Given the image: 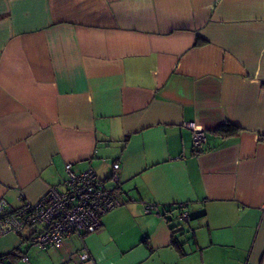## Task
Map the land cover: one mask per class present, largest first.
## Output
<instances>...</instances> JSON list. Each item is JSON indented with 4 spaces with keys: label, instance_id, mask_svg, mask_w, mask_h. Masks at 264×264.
Here are the masks:
<instances>
[{
    "label": "crops",
    "instance_id": "1",
    "mask_svg": "<svg viewBox=\"0 0 264 264\" xmlns=\"http://www.w3.org/2000/svg\"><path fill=\"white\" fill-rule=\"evenodd\" d=\"M67 162L110 189L118 163L122 204L45 249L0 236V264H264V0H0V199Z\"/></svg>",
    "mask_w": 264,
    "mask_h": 264
},
{
    "label": "built area",
    "instance_id": "2",
    "mask_svg": "<svg viewBox=\"0 0 264 264\" xmlns=\"http://www.w3.org/2000/svg\"><path fill=\"white\" fill-rule=\"evenodd\" d=\"M192 129L193 151L202 150L206 135L192 123H186ZM111 180L114 189L106 186L91 169L75 172L72 163L64 165L66 176L60 187L51 186L36 201H23L19 206H12L6 199H0V236L20 233L25 228L40 226L27 237L28 242L40 249L60 245L73 234H88L101 227V217L107 211L122 204L120 191L117 190L120 178L117 174L119 164H112ZM184 203H178V218L188 221L189 216ZM145 212L154 210L153 203H146ZM158 215H160L158 213ZM87 253L81 255L82 259ZM27 260V257H23Z\"/></svg>",
    "mask_w": 264,
    "mask_h": 264
},
{
    "label": "trees",
    "instance_id": "3",
    "mask_svg": "<svg viewBox=\"0 0 264 264\" xmlns=\"http://www.w3.org/2000/svg\"><path fill=\"white\" fill-rule=\"evenodd\" d=\"M202 42H203V39L196 38L195 44H201ZM237 130H238V127L235 126L234 124H232V123H225V124H223L222 126H220L217 129V132H219L221 134H231V133H234ZM171 229H172V232L174 234L173 227H171ZM172 243H173V245H176L179 248H181V244L178 243V241L176 240V238L174 236H172Z\"/></svg>",
    "mask_w": 264,
    "mask_h": 264
},
{
    "label": "rangeland",
    "instance_id": "4",
    "mask_svg": "<svg viewBox=\"0 0 264 264\" xmlns=\"http://www.w3.org/2000/svg\"><path fill=\"white\" fill-rule=\"evenodd\" d=\"M176 223H181V221H180V222H176ZM183 224H184V223H183ZM177 236H178L179 240H181V239L183 240V238L180 239V237H183L182 234H181V235H177ZM186 240H187V241H186V243L184 244V246L187 245V244L191 245V239H189V238L187 237ZM183 241H184V240H183Z\"/></svg>",
    "mask_w": 264,
    "mask_h": 264
}]
</instances>
